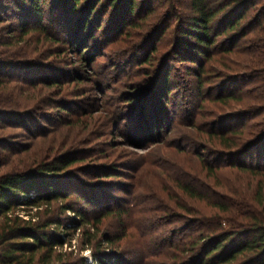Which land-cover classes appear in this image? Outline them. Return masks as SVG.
Segmentation results:
<instances>
[{
	"label": "rangeland",
	"instance_id": "1",
	"mask_svg": "<svg viewBox=\"0 0 264 264\" xmlns=\"http://www.w3.org/2000/svg\"><path fill=\"white\" fill-rule=\"evenodd\" d=\"M123 1L39 0L35 12L29 0H0V69L16 80L9 99L28 102L34 126L32 132L0 129V143L11 140L17 148H28L10 163L7 155H0V174L68 153L75 162L64 173L72 180H56L104 191L99 202L113 210L100 225V243L88 248L77 214L68 210L60 217L75 226L66 230L71 240L55 249L65 264H97L95 256L118 264H174L181 253L172 247L165 254L166 239L179 241V230L189 233L197 212L208 213L211 206L182 200L173 189L172 172L180 167L194 176V162L203 156L214 167L217 189L242 183L245 176L234 168L215 167L238 159L228 157L235 149L222 145L211 130L231 123L240 131L243 123L261 120L253 115V102L238 99L240 90L255 83L246 85L249 79L238 73L235 56L220 53L202 59L198 83L196 72L190 71L196 65L172 53L177 16L193 14L192 0H135L136 10L126 19L131 25L117 30ZM22 25L27 33L19 30ZM19 78H57L61 84L47 89L40 82L34 91H23L20 87L29 83H18ZM229 92L234 97L224 101ZM152 117L163 118L162 128L153 132ZM253 154L256 158L257 152ZM120 209L129 210L125 223L119 220Z\"/></svg>",
	"mask_w": 264,
	"mask_h": 264
},
{
	"label": "trees",
	"instance_id": "2",
	"mask_svg": "<svg viewBox=\"0 0 264 264\" xmlns=\"http://www.w3.org/2000/svg\"><path fill=\"white\" fill-rule=\"evenodd\" d=\"M24 1L27 0H16V3L23 4ZM29 1L33 11H38L39 0ZM71 1L78 3V0ZM116 1L119 0H110L111 3ZM97 3L91 5L88 16L96 10ZM121 5L116 15L117 30L136 10L135 0H124ZM123 5L126 9H122ZM191 8L192 15L177 16L179 24L175 28L172 53L182 61L196 65L190 71L197 73L198 83L202 82L204 71L202 59L209 60L220 53L235 56L240 62L236 65L238 73L249 79L246 85L255 83L251 89L240 90L238 99L253 102L257 107L253 115L260 116L261 120L243 123L240 131L231 123L217 131L211 130V136L220 137L222 145L235 149L227 152L228 157L238 159L230 165L215 167L234 168L245 176L242 183L222 185L220 190L217 189L212 182L214 167L203 156L194 162V176L186 175L180 167L172 172L173 189L181 192L182 200L206 202L211 210L208 213L199 210L198 217L191 222V231L179 230L180 240L167 238L162 249L165 254L172 247L180 251L174 264H264V0H192ZM162 19L166 21L167 14ZM129 24L128 19L126 25ZM19 30L27 33L28 28L22 25ZM5 71L0 69V129L24 127L32 132L34 126L30 115L33 112L27 111L28 102L25 105L18 99H9L8 92L16 80L6 76ZM17 82L29 83L25 88L20 87L23 91H34L40 82L47 89L61 84L57 78L38 82L19 78ZM233 97L234 92H229L223 100ZM61 107V110H67ZM162 119L151 118L152 132L157 131L156 127L162 128ZM237 132L240 133L238 137ZM10 141L0 143V155H7L9 163L13 161L12 157L28 150L26 145L17 148ZM256 152L255 158L253 153ZM68 157L65 153L51 161L35 162L34 168L0 174V264H65L59 260L60 255L55 249L71 240V234H66V230L75 226L67 225L60 218L68 210L77 214L78 226H83L84 248L100 243V225L104 219L113 216V210L103 205V201L99 202L106 197L104 191L90 190L71 181L60 184L56 180L68 176L64 172L75 162ZM65 179L72 180L71 176ZM118 212L119 220L125 223L123 215L129 210ZM53 225L56 228L51 230ZM59 229L62 230L59 232ZM95 259L97 264H118L102 256H95Z\"/></svg>",
	"mask_w": 264,
	"mask_h": 264
}]
</instances>
